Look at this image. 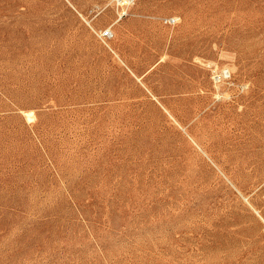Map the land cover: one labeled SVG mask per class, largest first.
Masks as SVG:
<instances>
[{"label": "rangeland", "instance_id": "1", "mask_svg": "<svg viewBox=\"0 0 264 264\" xmlns=\"http://www.w3.org/2000/svg\"><path fill=\"white\" fill-rule=\"evenodd\" d=\"M0 264H264V0H0Z\"/></svg>", "mask_w": 264, "mask_h": 264}, {"label": "built area", "instance_id": "2", "mask_svg": "<svg viewBox=\"0 0 264 264\" xmlns=\"http://www.w3.org/2000/svg\"><path fill=\"white\" fill-rule=\"evenodd\" d=\"M137 0H114L116 7L120 11V15H126L128 13V9L131 5H133ZM165 21L169 24H173L176 22L175 16L166 17ZM99 36L103 40H109L114 36V32L112 28L109 26L104 30L100 31ZM227 71H224V74L227 75Z\"/></svg>", "mask_w": 264, "mask_h": 264}]
</instances>
